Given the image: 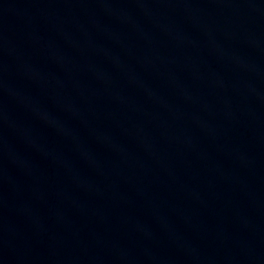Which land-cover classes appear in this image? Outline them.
I'll list each match as a JSON object with an SVG mask.
<instances>
[{
  "label": "water",
  "instance_id": "95a60500",
  "mask_svg": "<svg viewBox=\"0 0 264 264\" xmlns=\"http://www.w3.org/2000/svg\"><path fill=\"white\" fill-rule=\"evenodd\" d=\"M0 264H264V0H0Z\"/></svg>",
  "mask_w": 264,
  "mask_h": 264
}]
</instances>
